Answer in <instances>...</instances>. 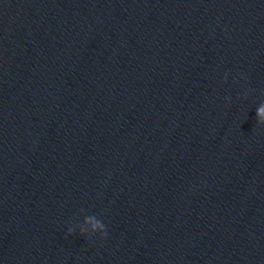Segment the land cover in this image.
Returning <instances> with one entry per match:
<instances>
[{
	"label": "water",
	"instance_id": "obj_1",
	"mask_svg": "<svg viewBox=\"0 0 264 264\" xmlns=\"http://www.w3.org/2000/svg\"><path fill=\"white\" fill-rule=\"evenodd\" d=\"M262 103L264 0H0V264H264Z\"/></svg>",
	"mask_w": 264,
	"mask_h": 264
},
{
	"label": "clouds",
	"instance_id": "obj_2",
	"mask_svg": "<svg viewBox=\"0 0 264 264\" xmlns=\"http://www.w3.org/2000/svg\"><path fill=\"white\" fill-rule=\"evenodd\" d=\"M255 119L257 123L264 124V103H262L255 111ZM83 211V210H81ZM83 225H90L89 227H84ZM83 225L79 226V231L81 235L84 234H95L97 232L105 235V225L101 220H99L94 215L85 216ZM75 230L74 227L68 228V233L71 234Z\"/></svg>",
	"mask_w": 264,
	"mask_h": 264
}]
</instances>
